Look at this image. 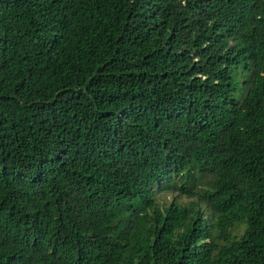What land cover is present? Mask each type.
<instances>
[{"label": "trees", "instance_id": "1", "mask_svg": "<svg viewBox=\"0 0 264 264\" xmlns=\"http://www.w3.org/2000/svg\"><path fill=\"white\" fill-rule=\"evenodd\" d=\"M0 264H264V0H0Z\"/></svg>", "mask_w": 264, "mask_h": 264}, {"label": "rangeland", "instance_id": "2", "mask_svg": "<svg viewBox=\"0 0 264 264\" xmlns=\"http://www.w3.org/2000/svg\"><path fill=\"white\" fill-rule=\"evenodd\" d=\"M179 198V200L183 201V202H187L186 198L179 196L177 193L171 192V193H160L158 194L157 198H158V202L162 205V206H167L169 205V203L173 200V198Z\"/></svg>", "mask_w": 264, "mask_h": 264}]
</instances>
